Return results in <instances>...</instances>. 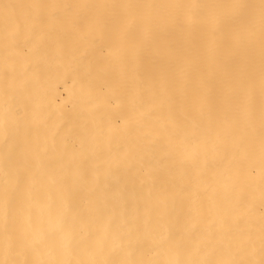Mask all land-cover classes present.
<instances>
[{
	"label": "bare ground",
	"instance_id": "obj_1",
	"mask_svg": "<svg viewBox=\"0 0 264 264\" xmlns=\"http://www.w3.org/2000/svg\"><path fill=\"white\" fill-rule=\"evenodd\" d=\"M0 264H264V0H0Z\"/></svg>",
	"mask_w": 264,
	"mask_h": 264
}]
</instances>
